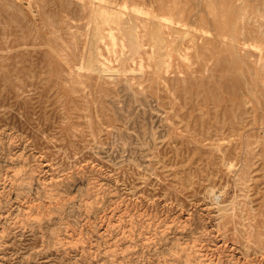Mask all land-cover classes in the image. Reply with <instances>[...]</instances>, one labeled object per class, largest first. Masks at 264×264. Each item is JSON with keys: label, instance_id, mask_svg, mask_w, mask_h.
<instances>
[{"label": "rangeland", "instance_id": "rangeland-1", "mask_svg": "<svg viewBox=\"0 0 264 264\" xmlns=\"http://www.w3.org/2000/svg\"><path fill=\"white\" fill-rule=\"evenodd\" d=\"M191 262L264 264V0H0V264Z\"/></svg>", "mask_w": 264, "mask_h": 264}, {"label": "bare ground", "instance_id": "bare-ground-1", "mask_svg": "<svg viewBox=\"0 0 264 264\" xmlns=\"http://www.w3.org/2000/svg\"><path fill=\"white\" fill-rule=\"evenodd\" d=\"M100 1V0H99ZM95 2V1H94ZM131 5V4H130ZM99 8L101 10H96V14L99 17V20L101 23L105 25H111L115 24L119 31L121 32V37L123 38L124 42H127L131 49V43L129 39L127 38L129 35V32H132L134 34L138 35V44L141 45L140 37H139V31L138 26L135 22L136 19L145 21L149 25V31H150V25L153 22L154 13H151L150 11L146 10L142 6L139 5H133L129 6L127 4L119 5L118 8H106L104 5H101ZM125 16V18H123ZM141 21V22H142ZM139 22V21H138ZM162 22H165L167 25L169 23L168 16H160L159 20V27H161ZM140 24V23H139ZM144 26V25H142ZM91 31H89V34ZM99 31H96V35H99ZM91 35V34H90ZM92 36V35H91ZM109 37L115 44L117 41V35L115 32L109 31ZM150 40V36H149ZM121 41V39H120ZM104 42V41H103ZM118 42V41H117ZM123 42V41H122ZM101 43V42H100ZM107 44V43H106ZM91 45V44H90ZM124 45V44H123ZM143 45V44H142ZM106 46V45H105ZM126 46V45H124ZM126 48V47H125ZM108 50V49H107ZM129 50V48H128ZM100 51V50H98ZM100 53V52H99ZM125 53V52H124ZM123 54V53H122ZM99 55V54H98ZM117 55V54H116ZM125 55V54H124ZM99 58V57H98ZM122 58V57H121ZM99 60V59H98ZM88 61V60H87ZM97 65V64H96ZM83 67V66H82ZM55 199V198H54ZM26 201V200H25ZM61 201V200H60ZM64 205V204H63ZM62 206V205H61ZM55 208V207H54ZM45 212V211H44ZM106 230V229H105ZM223 247V246H222ZM219 249V248H218ZM221 249V248H220ZM172 255V254H171ZM227 256H224V258ZM223 260V259H222ZM261 262V260H260ZM209 263V262H208ZM192 264V262H191ZM254 264V263H253ZM257 264V263H256Z\"/></svg>", "mask_w": 264, "mask_h": 264}]
</instances>
